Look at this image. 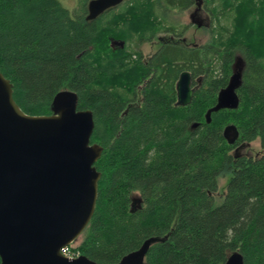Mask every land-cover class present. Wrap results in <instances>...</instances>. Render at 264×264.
<instances>
[{
	"label": "trees",
	"instance_id": "obj_1",
	"mask_svg": "<svg viewBox=\"0 0 264 264\" xmlns=\"http://www.w3.org/2000/svg\"><path fill=\"white\" fill-rule=\"evenodd\" d=\"M62 1L0 0V71L29 115H52L54 97L65 90L78 94L80 110L93 112L92 144L103 148L95 164L99 196L72 249L114 264L158 238L144 264H225L234 252L244 264H264V0H210V41L168 45L155 70L126 64L128 56L107 42L177 30L169 16L194 0H128L93 21L86 19L91 0L72 10ZM238 56L245 61L239 106L214 111ZM185 71L202 75L203 87L190 105L176 106L175 84ZM229 125L239 141H259L256 155L234 157L224 136Z\"/></svg>",
	"mask_w": 264,
	"mask_h": 264
},
{
	"label": "water",
	"instance_id": "obj_2",
	"mask_svg": "<svg viewBox=\"0 0 264 264\" xmlns=\"http://www.w3.org/2000/svg\"><path fill=\"white\" fill-rule=\"evenodd\" d=\"M124 1L91 0L86 19L96 20ZM194 16L192 24L201 27ZM241 73L234 71L214 111L238 108ZM176 90V106L192 103L195 88L189 72L181 74ZM94 128L93 112L80 110L79 96L71 90L54 97L52 115L25 113L14 98L13 84L0 71V264H103L62 253L83 234L96 210L101 173L95 164L103 148L92 144ZM224 136L232 144L239 133L229 125ZM234 157L240 158L237 153ZM159 241L148 239L114 264H144L151 245ZM225 264H244L243 256L234 252Z\"/></svg>",
	"mask_w": 264,
	"mask_h": 264
},
{
	"label": "flooded vegetation",
	"instance_id": "obj_3",
	"mask_svg": "<svg viewBox=\"0 0 264 264\" xmlns=\"http://www.w3.org/2000/svg\"><path fill=\"white\" fill-rule=\"evenodd\" d=\"M127 1L128 0H125L122 4L106 10L100 16L104 15L106 18H108V16H113L111 13L122 9L125 6V4L127 3ZM194 4H195V8H194V11L190 15V21H192L191 16L195 15L194 19L198 23H201V27H199L197 24L196 25L193 24V25L196 26L198 29L202 28V29H207L209 31L212 27L213 20L211 18L209 10L204 8V0H194ZM187 29L188 28H186V30H184V31L178 30V29L174 30V31L166 30V29L162 30V31H155V32L150 33L149 34L150 36H147L143 40H139L137 38L136 40H133V41H129V40L125 39L123 36L118 35L114 38H111L110 46L115 51L120 52V54L123 53V54L128 56L127 57L128 60L126 61V64L132 63L130 65H133V63H135V62H139V63H142V66L147 67V68L149 67V68H152V70H155L156 69L155 63L157 62L159 54L168 45L169 46H172V45L177 46V45L183 44L187 47L199 48L200 45L205 44V43H198V42L197 43H190V41L188 40V37L186 36V33H188ZM146 46H149L151 48L155 47V49L153 52L145 54V50H146L145 47ZM239 58H241L244 61V59L241 56H238L235 60V64ZM235 64H234V66H235ZM244 65H245V61H244ZM243 69H244V67L240 69L241 72H243ZM181 74H180V76H181ZM190 75H191V87L195 88V94H196L203 87V78L204 77L202 75L193 76L192 73H190ZM180 76H179V78H180ZM179 78L177 79V82H178ZM147 81L148 80H145V82L138 85L137 96L141 97L140 101L143 100V98H142L143 97L142 96L143 88L146 86ZM177 82H176V84H177ZM176 84H175V88H176ZM176 102H177V90H176ZM230 139H233V138H230ZM239 139H240V136L236 141H234V143L231 144L234 146L233 155L235 153H237V154H239L240 157H245V156L252 157L250 153H245V152H246V149L248 150V148H250V146L253 142H251V143L243 142V141H239ZM243 144H246V147L237 151L238 148H240V146H242ZM248 144H250V145H248ZM134 195L136 196V194H134Z\"/></svg>",
	"mask_w": 264,
	"mask_h": 264
},
{
	"label": "rangeland",
	"instance_id": "obj_4",
	"mask_svg": "<svg viewBox=\"0 0 264 264\" xmlns=\"http://www.w3.org/2000/svg\"><path fill=\"white\" fill-rule=\"evenodd\" d=\"M249 1H255L258 2V0H249ZM63 5L69 9H74L76 7H78V3L79 0H63ZM210 0H204V8H206L207 10H209V13L212 17V14L210 12V10L213 11V9H215V4H209ZM77 5V6H76ZM195 8V4L187 10L184 11H175L174 14H171L168 18V24L170 25H175L177 26L178 30H181V27H186L188 28L187 31L188 33H186V36L188 37V40L190 41V43H207L210 41V39L212 38V31L215 30L216 27H214L216 25V23L214 22V18L213 20V29L211 27V29L208 31L207 29H198L196 26H194L191 21H190V15L191 13L194 11ZM119 11V10H118ZM118 11L113 12V15H115L116 13H118ZM215 23V24H214ZM158 26H162V25H158ZM264 40V39H263ZM107 44H110V40L107 42ZM263 44H260V47ZM145 54L151 53L154 51L155 47L151 48L149 46L145 47ZM264 55V53H263ZM244 67V61L239 58L238 61L236 62L235 66H234V71H238L241 68ZM230 138H233V133H230ZM260 147V143L259 141L253 142L250 146V148H248V150L246 149L245 153H250L251 156L252 155H256L257 151L259 150ZM234 153V150H233ZM231 179V174L228 175H224L220 178L219 180V189H218V193H216V198H217V203L221 202V200L223 199L224 194L226 193L227 190V186L229 183V180ZM136 196L134 195V197L136 199L139 198V194L135 193ZM83 240V235H81L76 242H74L72 245L78 246Z\"/></svg>",
	"mask_w": 264,
	"mask_h": 264
},
{
	"label": "built area",
	"instance_id": "obj_5",
	"mask_svg": "<svg viewBox=\"0 0 264 264\" xmlns=\"http://www.w3.org/2000/svg\"><path fill=\"white\" fill-rule=\"evenodd\" d=\"M62 253L70 259L78 258L80 256L78 252L72 249V246L64 247Z\"/></svg>",
	"mask_w": 264,
	"mask_h": 264
},
{
	"label": "bare ground",
	"instance_id": "obj_6",
	"mask_svg": "<svg viewBox=\"0 0 264 264\" xmlns=\"http://www.w3.org/2000/svg\"><path fill=\"white\" fill-rule=\"evenodd\" d=\"M77 6V5H76Z\"/></svg>",
	"mask_w": 264,
	"mask_h": 264
}]
</instances>
